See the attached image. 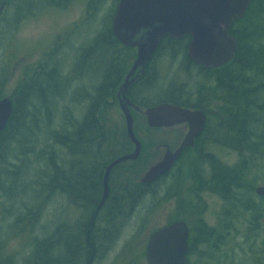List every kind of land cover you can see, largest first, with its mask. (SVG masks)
<instances>
[{
    "label": "trees",
    "instance_id": "obj_1",
    "mask_svg": "<svg viewBox=\"0 0 264 264\" xmlns=\"http://www.w3.org/2000/svg\"><path fill=\"white\" fill-rule=\"evenodd\" d=\"M108 1L93 0L88 3L87 13L90 12L94 19L91 24L99 28L95 29L89 45L79 50L80 59L75 72L80 79L90 80L95 88L91 92V104L88 102L89 107L79 118L75 109L67 105L63 107V112L57 113L59 101L64 102L71 89V77L62 72L59 62H39L37 68L7 96L4 86L11 75V68L10 63L4 61L7 56L5 51L0 54V99L9 97L13 103L11 118L0 132V264H10L14 259L9 252V239L24 235L35 241L30 264L96 263L101 258L98 255L101 250L112 247L121 236L127 224L125 222L135 215L139 205L151 193V187L171 175H164L153 185L134 182L129 176V169L142 162L147 149L144 140L138 160L120 164L114 169L108 198L97 212L101 193L99 185L105 167L116 158L132 152L133 148L126 128L107 117L115 95L114 86L135 55L134 50L120 43L113 32V18L119 0H113L112 11L103 19L98 18ZM73 2L7 0L6 3H16L18 15L24 7L26 12L35 9L62 11ZM21 18L16 16L15 21L19 22ZM232 28V33L239 40L236 56L230 66L215 71L206 70L187 55L189 36L182 39L163 38L152 62L148 64L145 78L138 83L135 102L143 109L162 102L184 107L199 106L216 96V112L210 114L200 141L189 151L192 154L196 149L193 155L197 154V162L192 168L197 189L193 192L200 196L209 191L234 209L242 208L243 213L249 211L251 215L245 223L251 239L252 233L253 237L260 235L264 210V196L260 201L255 198L258 194L255 183L250 180L251 162L245 154L264 155V0H251L243 17ZM1 50H4L3 44H0ZM49 54L46 55L48 58ZM160 54L171 56L172 60L182 55V64L187 67L186 75L189 78L192 73L198 75L200 82L197 86L189 89L176 79L179 85L172 81L161 91L157 64ZM138 114L134 113L137 134L140 127L136 121ZM56 122L58 126L54 127ZM253 126L258 129L254 131ZM41 133L44 140L36 138ZM45 140H52L53 144ZM209 143H219L236 150L241 159L229 165L215 156L212 150H206ZM34 168L35 171L30 172ZM205 168H208L207 175ZM167 198L164 195L162 201ZM154 199L155 196L153 203ZM54 200H63L73 208V213L66 215L59 224L51 223L50 230L42 233L43 236H35L46 208ZM16 204L18 210L15 209ZM227 213L230 212L227 211L223 218L225 226L230 222V214ZM13 214L19 217L13 219ZM199 216L194 220L198 223L197 227L192 226L190 216L180 219L189 224L193 234L192 255L199 242L219 248V243L225 239L223 225L210 226L203 216ZM7 220H10L8 224ZM177 220L175 218L170 223ZM4 224L16 229L5 234ZM197 228L201 229L197 231ZM249 244L252 249L257 242ZM199 254L203 256L201 260L204 259L203 252L199 251ZM254 260L263 264L257 258ZM210 261L214 262V258Z\"/></svg>",
    "mask_w": 264,
    "mask_h": 264
},
{
    "label": "rangeland",
    "instance_id": "obj_2",
    "mask_svg": "<svg viewBox=\"0 0 264 264\" xmlns=\"http://www.w3.org/2000/svg\"><path fill=\"white\" fill-rule=\"evenodd\" d=\"M91 1L93 0H74L67 9L62 11L53 9L38 11L35 9V11L26 12V7H24L21 10V14L17 15L19 11H16V3H9L8 5L6 3L7 0H0V44L1 46L3 44L4 48V50L0 51V54L5 51L7 56L4 61L10 63L9 66L11 68L9 70L11 75L4 86L5 95H11L19 83L25 79L26 75L31 74V71L37 68L39 62L46 60L59 62L62 72L71 77V89L68 90V96L64 102L58 100L57 113L63 112V107L67 105L69 108L75 109L77 118L83 115L87 110L88 102L92 101L90 91L93 92L95 86H92L93 84H91L90 80L80 79V76L77 77L75 67L78 59H80L79 50L89 45L95 29L99 28V26L94 27L91 24L92 20H94L93 15L89 14L90 12L87 13L88 3L90 4ZM113 7V0H109L105 8L98 14V18L103 19L112 11ZM16 16L17 18L22 17L19 22L15 21ZM47 53L51 54V56L49 54V58L46 56ZM182 57L181 55L176 61L172 60L171 56L160 54L157 64L161 75H159L158 83L159 88H162L161 91L166 89V85H170L172 81H175L176 84V79L181 84L189 87V89L195 88L200 82L198 75H196L197 73H192L193 76L190 78L186 75L185 69L187 67L182 64ZM0 64H2V61ZM107 117L115 121L117 125H123L126 128L125 116L117 103H112ZM144 117L141 113L136 116L137 125L140 123L137 135L142 141L146 140L147 149L142 157L141 164L129 169L128 174L132 176L134 182H140L141 176L148 167L163 156L165 150L158 149V145L169 143L176 146L179 141V133L182 132L181 128L148 130L149 126ZM57 126L58 123L56 122L54 127ZM253 129L255 131L258 127L253 126ZM36 138L45 139L42 133L40 136L37 135ZM47 141H49L50 145L53 144L52 140H45V142ZM203 142L201 147H203ZM56 147L58 148V146ZM206 150H212L215 156H218L229 165H233L241 159L238 151L219 143H213L212 145L209 143ZM195 152L196 149L192 154L188 153L181 160L178 168L168 178L151 187V193L146 196L139 205L135 215L125 225L123 234L112 247L107 250L105 248L101 250L98 254L101 258L99 261H95L96 263L94 264H148L145 256H142V252H144L147 240L154 230L164 227L175 218L180 220L186 216H190L193 219L191 222L192 226L197 227L198 223L194 220L198 218L199 214H201L199 217L203 216L202 218L210 226L223 225L225 231L222 234L225 235V239L219 243V248H212L208 243L199 242L196 252L190 258L189 264H207L206 262L208 264H257L254 260L255 258L264 264V245L262 244V242L264 243V210L262 212L261 229L259 230L260 235L253 237L254 233H252V237L249 239L245 223L248 216L251 215L249 211H244L243 213L242 208L234 209L227 201L209 191L199 193L200 196L195 195L193 191L197 189V185L192 172L193 163L197 162V154L193 155ZM245 154H247L251 162L249 163L252 170L250 180L255 183L256 190L258 186H264V155L256 157L254 154ZM34 171L35 168L30 172ZM204 172L207 175L208 168H205ZM164 195L169 197L166 201H162ZM153 196H155L154 203ZM262 197L256 196L255 198L260 201ZM21 199L24 198L21 197ZM54 201L46 208L41 226L36 231L37 234L35 236H38V234L43 236L42 233L50 230L49 226L51 223L55 222L57 224L65 220L66 215L73 213V208L69 207L63 200ZM17 205H15L16 210H18ZM203 211L204 213L202 214ZM227 211L230 212L227 213L230 214L228 216L230 222L225 226L223 218ZM17 215L13 214L11 216L15 219V217H19ZM8 222L10 220H7V224ZM7 224H4L6 225L4 228L5 234H9L16 229V227H10ZM194 233L197 235V232ZM33 238L35 237L33 236ZM30 239L26 235L21 238L9 239V252L14 256L10 264L31 263L35 241ZM253 241L257 242V244L251 249L249 243ZM199 251L205 255L204 259H202L205 263L201 260L203 256L199 254ZM210 258H214V262H211L210 260L212 259Z\"/></svg>",
    "mask_w": 264,
    "mask_h": 264
},
{
    "label": "water",
    "instance_id": "obj_3",
    "mask_svg": "<svg viewBox=\"0 0 264 264\" xmlns=\"http://www.w3.org/2000/svg\"><path fill=\"white\" fill-rule=\"evenodd\" d=\"M251 0H119L113 32L124 46L137 49V58L129 71L120 95L121 109L126 119V130L135 149L113 160L104 174V194L100 206L108 198L112 170L125 162L136 161L143 150V142L135 132V119L131 106L144 113L150 128H170L187 123L189 131L181 145L174 151L168 148L163 157L151 165L140 181L150 185L167 174L193 147L195 139L204 130L207 115L201 110H191L180 105L162 102L141 110L133 106L126 95L138 77V68L144 71L151 57L165 36L181 39L190 36L189 57L207 69L225 66L236 56L238 39L230 34L236 20L245 14ZM13 112L9 97L0 99V132L7 126ZM258 196H264V186L256 188ZM190 227L178 220L154 231L146 246L148 264H187L189 255Z\"/></svg>",
    "mask_w": 264,
    "mask_h": 264
},
{
    "label": "flooded vegetation",
    "instance_id": "obj_4",
    "mask_svg": "<svg viewBox=\"0 0 264 264\" xmlns=\"http://www.w3.org/2000/svg\"><path fill=\"white\" fill-rule=\"evenodd\" d=\"M114 19V18H113ZM238 20H236L235 22H237ZM234 22V23H235ZM234 23H233V25H234ZM233 25H232V27H233ZM231 27V29H230V34L231 35H233V36H235L237 39H238V37L235 35V34H233L232 32L234 31V29ZM233 30V31H232ZM164 38H171V37H169V36H165ZM172 39H174V38H172ZM182 39V38H181ZM190 41H191V38L189 39V43H190ZM120 42V41H119ZM189 43H188V46H187V55L189 56V54H188V47H189ZM238 44H239V40H238ZM237 48H238V45H237ZM133 50H134V57L129 61L130 63H129V66L126 68V70H125V72H124V75L122 76V77H120V79H119V81H118V83L114 86V90H115V95H114V97H113V100H111V101H113V103H117L118 105H119V107H120V109H121V106H120V104H121V100L123 99V95H120V90H121V87H122V85L124 84V82H125V80H126V77H127V75H128V73H129V71L131 70V67L133 66V64H134V61L136 60V58H137V49H135V48H132ZM236 51H237V49H236ZM155 54V53H154ZM154 54H153V56H154ZM152 56V57H153ZM152 57H151V59H152ZM150 59V61H149V63L148 64H150L151 62H152V60ZM234 60V59H233ZM233 60L231 61V62H229L228 64H226L225 66H230V64L233 62ZM148 64H147V66H146V68L144 69V71L143 72H141L140 70H141V68H138L137 69V71H136V75L138 76L136 79H135V81L131 84V86L129 87V89H128V92H127V95H126V97H127V99H128V101L133 105V106H139L136 102H135V100L137 99V91H136V88H137V86H138V83L143 79V78H145L144 77V75H145V72H146V70L148 69ZM201 66V65H200ZM225 66H222V67H220V68H224ZM204 67V66H203ZM206 70H210V71H215V70H217V69H220V68H216V69H207L206 67H204ZM158 74H159V72H158ZM160 75V74H159ZM90 93H91V91H90ZM91 96V95H90ZM168 103V102H167ZM172 104H175V103H172ZM176 105H179V104H176ZM216 105H217V101H216V96L215 95H213V97L211 98V100H207V101H204L203 102V104H201V105H199V106H182V105H180V106H182L183 108H187V109H191V110H201V111H204L205 113H206V115H207V122H206V125H205V128L207 127V124H208V121H209V117H210V114H212V113H214V112H216ZM151 107V106H150ZM148 108V107H147ZM146 109V108H145ZM122 110V109H121ZM131 110H132V114H133V116H134V113H136V112H138V113H141V114H143L144 115V113L143 112H141V111H137V110H135V108L134 107H132L131 106ZM141 110H144L143 108H141ZM145 116V115H144ZM145 118H146V116H145ZM135 119V118H134ZM146 120V122H147V119H145ZM174 128H181L182 129V132L181 133H179V135L181 136H179L178 137V139H179V141H178V144L176 145V146H173V145H170L169 143H162V144H159L158 145V149L160 148V149H164L165 151L168 149V148H170L171 150H175V149H177L180 145H181V143H182V141L184 140V138H185V136H186V134L188 133V131H189V125L187 124V123H183V124H179V125H176V126H174V127H170V128H156V129H161V130H163V129H174ZM204 128V129H205ZM204 132V130L200 133V135L202 134ZM137 134V133H136ZM200 135L195 139V143H194V146L193 147H189V148H187L185 151H184V154L182 155V157L175 163V165L172 167V169L170 170V172H168L167 174L168 175H170L176 168H178V166H179V164H180V162H181V160L189 153V151H190V149H193L194 147H196V144L200 141V139L201 138H199L200 137ZM139 137V136H138ZM199 138V139H198ZM130 139V138H129ZM140 139V138H139ZM131 141V140H130ZM142 141V140H141ZM143 142V141H142ZM201 142H203V141H201ZM132 143V142H131ZM133 144V143H132ZM202 144V143H201ZM134 145V144H133ZM134 149H135V145H134ZM142 153V152H141ZM165 153V152H164ZM164 155V154H163ZM163 157V156H162ZM161 157V158H162ZM160 160V159H159ZM159 160H157V161H159ZM156 161V162H157ZM112 162V161H111ZM110 162V163H111ZM130 162H134V161H130ZM155 162V163H156ZM109 163V164H110ZM108 164V165H109ZM154 164V163H153ZM152 164V165H153ZM107 165V166H108ZM106 166V167H107ZM151 166V165H150ZM106 167H105V169H104V172H103V174H102V179L100 180V191H101V193H100V195H99V199H100V202H101V200H102V198H103V194H104V187H103V182H104V174H105V171H106ZM117 167V166H116ZM115 167V168H116ZM114 168V169H115ZM114 169L112 170V172H111V175H112V173H113V171H114ZM111 175H110V178H111ZM158 181H160V179H158L156 182H158ZM156 182H154V183H156ZM109 183H110V186H111V182H110V179H109ZM154 183H152V184H150V185H153ZM224 200V199H223ZM98 208V207H97ZM97 212H99V211H97ZM201 228H197V231L198 230H200ZM192 239H193V234H192V232L190 231V236H189V255H188V260H187V264H189V262H190V258H191V256H192V252H191V241H192ZM146 246H147V244H146ZM146 246H145V249H144V252H142V256L144 255L145 256V258H146Z\"/></svg>",
    "mask_w": 264,
    "mask_h": 264
},
{
    "label": "bare ground",
    "instance_id": "obj_5",
    "mask_svg": "<svg viewBox=\"0 0 264 264\" xmlns=\"http://www.w3.org/2000/svg\"><path fill=\"white\" fill-rule=\"evenodd\" d=\"M72 1V0H71ZM62 5V4H61ZM91 21V20H90ZM85 42V41H84ZM166 74V73H165ZM168 74V73H167ZM174 75V74H173ZM180 75V74H179ZM161 76V75H160ZM175 80V79H174ZM179 83V82H178ZM178 83H176V84H178ZM179 85V84H178ZM142 93H143V91H142ZM77 96V95H76ZM72 97V96H71ZM86 97V96H85ZM78 99V98H77ZM83 101V100H82ZM81 101V102H82ZM84 102V101H83ZM90 102V101H89ZM104 102V101H103ZM78 103H80L79 101H78ZM85 103V102H84ZM90 104H91V102H90ZM89 104V105H90ZM89 105H87V107H89ZM104 106V105H103ZM86 107V108H87ZM102 107V106H101ZM105 107V106H104ZM79 108V107H78ZM101 109V108H100ZM74 110V109H73ZM98 113V112H97ZM109 133V132H108ZM107 133V134H108ZM116 146V145H115ZM112 150V149H111ZM116 151H117V149H116ZM113 154V153H112ZM170 172V171H169ZM167 175V174H166ZM106 202V201H105ZM46 203V202H45ZM100 204H101V202H100ZM100 204H99V206H98V211H100V209H101V207L104 205H102V206H100ZM58 216V215H57ZM102 216V215H101ZM131 222H132V220H131ZM125 223H128V222H125ZM59 224V223H58ZM54 225H56V223L54 224ZM129 225V224H128ZM46 228V227H45ZM53 230V229H52ZM127 230V229H126ZM55 231V230H54ZM123 234V233H122ZM125 234V233H124ZM123 236V235H122ZM111 252V251H110ZM109 260V259H108ZM27 262V261H26ZM97 262V261H96ZM20 264V263H19ZM23 264V263H22Z\"/></svg>",
    "mask_w": 264,
    "mask_h": 264
}]
</instances>
